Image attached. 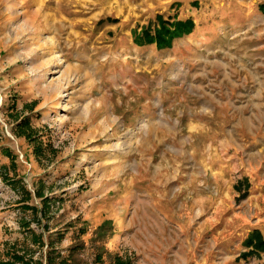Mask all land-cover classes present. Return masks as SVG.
<instances>
[{
  "label": "rangeland",
  "instance_id": "rangeland-1",
  "mask_svg": "<svg viewBox=\"0 0 264 264\" xmlns=\"http://www.w3.org/2000/svg\"><path fill=\"white\" fill-rule=\"evenodd\" d=\"M262 2L0 0V258L76 243L80 264H264L241 257L264 234ZM158 14L194 30L134 43ZM8 149L29 197L1 178Z\"/></svg>",
  "mask_w": 264,
  "mask_h": 264
},
{
  "label": "trees",
  "instance_id": "trees-1",
  "mask_svg": "<svg viewBox=\"0 0 264 264\" xmlns=\"http://www.w3.org/2000/svg\"><path fill=\"white\" fill-rule=\"evenodd\" d=\"M259 10L264 14V2L259 4ZM195 23L191 18L178 19L176 17L165 18L162 14L155 16V23L153 25L142 26L140 29L132 30V40L137 45L154 44L157 48L169 47L173 40L177 37L187 35L194 30ZM34 103L29 106L24 105L32 110ZM19 133L33 145V154L37 159L44 155V148L42 142L39 140V135L32 129L29 123L28 115L22 116L16 126ZM45 145L44 147H46ZM6 155L9 157V164L3 165L1 172L2 180L10 185L13 189H20L21 197H29V191L21 183V179L17 177L14 172L15 154L10 149L6 150ZM13 169V175H9L8 169ZM247 182V180H246ZM241 182L235 185L237 191L241 190ZM248 185V184H247ZM35 194L41 197L43 201L42 209L47 208L50 204L51 198L44 195L40 189L37 188ZM34 208H32L33 210ZM41 209V210H42ZM40 210V211H41ZM36 213L37 210L35 209ZM31 241L34 244L43 245L41 234H30ZM243 245L245 249L241 252V257L248 258L250 256H260L264 252V234L258 229H252L244 238ZM80 251V244H73L70 246L67 254H61L60 251L51 247L48 244V250L45 252L44 261L42 259L34 258L29 252L23 248L11 249L6 258H0V264H80L77 258V253ZM96 261H101L100 256H96ZM112 264H129L127 258H123L118 254L112 255Z\"/></svg>",
  "mask_w": 264,
  "mask_h": 264
},
{
  "label": "bare ground",
  "instance_id": "bare-ground-1",
  "mask_svg": "<svg viewBox=\"0 0 264 264\" xmlns=\"http://www.w3.org/2000/svg\"><path fill=\"white\" fill-rule=\"evenodd\" d=\"M56 107H58V105H56Z\"/></svg>",
  "mask_w": 264,
  "mask_h": 264
}]
</instances>
